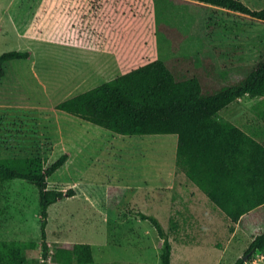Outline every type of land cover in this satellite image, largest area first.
Returning <instances> with one entry per match:
<instances>
[{
    "label": "rangeland",
    "instance_id": "obj_1",
    "mask_svg": "<svg viewBox=\"0 0 264 264\" xmlns=\"http://www.w3.org/2000/svg\"><path fill=\"white\" fill-rule=\"evenodd\" d=\"M34 1L0 0V54L14 49L8 47L34 42L22 38L21 28L12 19L3 17L9 11L14 12L16 7L23 16L26 13L31 15ZM240 1L253 10L264 7V0ZM181 5L180 39L174 40V33L170 32L171 40L166 41L163 52H151L147 40L139 38L136 33L131 34L128 41L129 48H134L136 52L87 53L44 46L38 52L39 42L30 44L29 49L33 51L34 48L35 51L32 56L4 63L5 75L0 78V104L39 102L49 106L52 102L75 96L155 59L165 60L175 56H190L196 66L202 65L203 59L209 57L215 62L216 71L223 79L238 80L245 66L264 57L263 22L208 5ZM33 18L30 21L36 23V15ZM163 30L160 28V31ZM161 45L163 47L164 42ZM112 57L118 60L117 68L110 65ZM77 64H83L88 73L81 85L70 73ZM93 64L96 67L104 66L95 71L97 77L90 81L92 75L89 71ZM44 68L47 71H43ZM255 105L254 101L242 104L241 114L253 112L252 107ZM39 109L31 118L6 121L4 116H0V157L39 156L50 165L62 154L69 156L63 167L48 180L51 189L72 190L75 193L48 208L46 230L47 240L52 246L50 264L54 261L53 247L61 242H88L92 247L94 245L95 264H104L105 249L99 244L107 237L104 231L112 230L121 215L136 217L138 211L156 217L162 224L172 248L170 264H213L209 248L216 243L223 244V247L229 240L231 250L237 249L238 253L229 251L233 259L230 263L229 259L222 264H234V258L237 255L244 258L254 236L264 231V221L258 222L257 217L250 221L246 218L241 225L238 224L243 230L238 231L233 239L230 233L234 224L230 221L226 240L220 238L221 234H217L218 238L212 235L210 244L205 239L209 234L204 233V228L199 231V226H185L186 232L180 230L182 171L175 165V149H172L170 139L173 135L121 136L105 129L95 130L92 127L94 124L62 113L55 106ZM3 110L0 107V113ZM161 161L169 164L161 165L164 170L169 166L168 175L164 177L168 184L163 182L162 187L151 191L153 199L137 200L138 193L133 190L124 196L115 209L107 207V185L126 179L151 185L162 177L161 169L156 165L157 162L160 165ZM135 187L141 189L136 184ZM130 196H134L132 200L136 201H131ZM144 221L151 230L146 233L141 244V257L137 262L160 264L162 241L155 227L148 220ZM128 224L134 226L137 232L135 239L140 241L142 228L135 221ZM189 229L192 231L189 232ZM40 230L37 188L22 179L6 181L0 191V240L39 241ZM26 257L29 264H38L41 252L30 253ZM244 264H264V251L255 252L252 260H246Z\"/></svg>",
    "mask_w": 264,
    "mask_h": 264
},
{
    "label": "trees",
    "instance_id": "obj_2",
    "mask_svg": "<svg viewBox=\"0 0 264 264\" xmlns=\"http://www.w3.org/2000/svg\"><path fill=\"white\" fill-rule=\"evenodd\" d=\"M250 16L264 23V8L253 10L240 0H181ZM29 52L0 54V78L4 63L26 59ZM249 96L264 97V57L244 67L238 80L223 79L215 62L206 57L196 66L190 56L155 59L120 74L89 90L67 98L56 109L92 123L114 134L133 137L176 135L175 165L195 183L233 223L241 225L246 214L264 211V146L237 126L217 119L232 101ZM264 121V110L260 113ZM68 159L62 154L47 165L39 156L0 158V191L12 179H22L38 190L40 240H0V264H29L26 255L41 252L38 264H50L47 240L48 208L75 195L74 191L49 188V178ZM126 190L108 186L106 205L115 209ZM249 214V215H250ZM162 241L160 264H170L171 245L162 224L138 211ZM51 264H95L88 243L61 242L54 247ZM264 251V231L256 234L245 252L247 261ZM243 257L234 264H244Z\"/></svg>",
    "mask_w": 264,
    "mask_h": 264
},
{
    "label": "crops",
    "instance_id": "obj_3",
    "mask_svg": "<svg viewBox=\"0 0 264 264\" xmlns=\"http://www.w3.org/2000/svg\"><path fill=\"white\" fill-rule=\"evenodd\" d=\"M181 3L184 4L181 0H35L31 15L26 13L24 14V17L23 14L18 11L19 9L17 7L14 12L9 11L7 14H3V17H7L8 20L12 19L14 24H16L18 28H21L22 38H25L28 41H34L27 45L20 43L21 45H17V47L8 48H14L10 51L29 52L32 56V52L35 51L34 48L33 51L29 49L31 48L30 44L34 45L33 43L38 41V52L42 51V46L57 50H71L87 53L136 52L134 48H129L128 45L130 35L136 33L139 38H145L147 40L151 52H163L166 41H169V39L171 40V37H169L170 32L174 33V40L180 39ZM35 15V21L37 22L33 23L30 20H34L33 17H35ZM133 17L135 18L133 19ZM43 26H45V28ZM160 28L164 30L160 31ZM162 42H164L163 47L161 45ZM10 51L8 50L6 52ZM85 61L88 62V60ZM110 65L112 68H117L118 60L112 57ZM103 66L104 65H98L96 67L93 64L91 72L89 71V74L92 75L90 81H93L97 77V75L94 74L95 71L103 69ZM73 69L70 73L72 74V77H75V79L78 80V84L81 85V82L84 81L88 74L86 73L87 68L84 67L83 64H77ZM43 71L47 70L44 68ZM68 94L69 93H67L66 96H68ZM248 101H254L256 103V105L252 107L254 111H250L248 114H241V109L243 108L242 104H247ZM60 102L61 101L52 102L49 106H55L56 109V105ZM49 106H47V103L42 104L39 102L0 104V107L4 108L3 112L0 113V116H4L6 121L28 117L31 118L32 115L40 111L39 108ZM263 110L264 97L248 99L244 96L232 101L221 109L217 114V119L225 120L237 126L255 141L264 146V121L259 116ZM77 118L78 117H76V119ZM80 123L89 125L84 122ZM92 127H95L93 128L95 130H104L96 125ZM172 135L173 136L170 137L172 140V149L176 150L177 136L174 134ZM8 157L13 156H3L0 158ZM67 160H69V156ZM157 163L156 165L161 169L162 177H159L154 183L152 182L151 185L142 182L140 183L135 179H126L124 182L107 185L106 190L108 186H119L126 190L125 196H127L130 191L132 192L135 190V192L137 191L138 193L136 196L137 200L147 201L153 199L150 196L151 191L157 189L158 186L162 187L163 182L168 184V181H166L167 178L164 179V177L168 175L167 171L169 166L168 168H165V170L161 168L162 164L167 163L166 165H169L168 162L161 161L160 165ZM180 175V230L186 232L185 226H192V228L193 226H199V231H203L202 228H204V233L206 232L209 234L208 237L205 238L208 239L209 244L212 240V235H216V238H218L217 234H221L220 238L222 239L224 237L223 239L226 240L229 232L228 227L230 226V218L216 207L207 195L195 183H193L184 172H181ZM135 184L141 189H136ZM133 198L134 196H130L131 201H136L135 199L132 200ZM249 214L250 212L246 214L249 221L255 217L259 219L258 222H260V220L262 222L264 221V211L257 212V214ZM117 221L118 223H115L112 230L107 231V229L104 231V233H107V237L102 239L99 243L102 245L103 249H105V252H103V263L141 264L140 262H137V259L141 257V244L144 242L146 233L149 232L150 227H147L144 224L145 221L141 220L138 216L132 217V215H121L120 219ZM131 221H135V224L142 228V238L140 241L135 239L137 232H135L134 226L128 224ZM233 224L234 229L232 228L233 230L230 233L231 239L236 237L240 230L241 232L243 230L239 228L238 223ZM191 231L192 230L189 229V232ZM191 241L193 242L194 238H192ZM230 243L229 240L223 247H221L223 244L216 243L209 248L210 259L213 264L227 263V260L229 259L230 261H228V263L231 262L233 254H229L228 252L232 251V253H238V250H231L232 245ZM90 245L92 246V244ZM186 245L188 246V244ZM92 248H94V245ZM238 258H240L239 255L234 258V261Z\"/></svg>",
    "mask_w": 264,
    "mask_h": 264
},
{
    "label": "water",
    "instance_id": "obj_4",
    "mask_svg": "<svg viewBox=\"0 0 264 264\" xmlns=\"http://www.w3.org/2000/svg\"><path fill=\"white\" fill-rule=\"evenodd\" d=\"M246 258H247V257L245 256V257H244V260H246Z\"/></svg>",
    "mask_w": 264,
    "mask_h": 264
}]
</instances>
